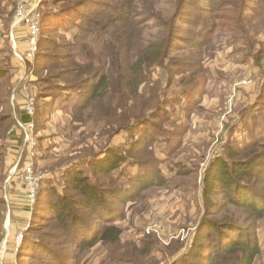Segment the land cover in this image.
I'll use <instances>...</instances> for the list:
<instances>
[{
	"label": "rangeland",
	"instance_id": "rangeland-1",
	"mask_svg": "<svg viewBox=\"0 0 264 264\" xmlns=\"http://www.w3.org/2000/svg\"><path fill=\"white\" fill-rule=\"evenodd\" d=\"M25 2L41 16L61 18L46 19L36 51L39 60L34 62L36 53L27 56L26 28L13 26L17 1L0 0V147L4 150L0 176H5L0 178V264H56L57 257L47 254L48 250L60 255V264H206L194 258L199 252L206 254L197 248V231L204 227L202 232L206 233L207 223L223 218L206 212L207 204L214 203L216 211L223 202L222 187L217 197H204L209 169L219 161L237 163L257 152L264 153V15L254 16L257 0L247 1L241 20L238 17L245 0H217L226 5L222 9L212 5L197 17L193 13L188 17L189 11L180 8L177 0ZM95 4L128 7V13L138 4L132 15L140 38L157 43L167 37L171 44L166 60L149 68L145 75V97L138 105L156 98L153 101L160 111L141 125H125L119 130V117L111 111L114 101L94 102L85 109L75 107L88 84L73 70L72 63H80V57L92 51L101 64L110 52V39L116 42L123 40V34L129 35L124 28L115 35L94 32L86 39L85 35L79 37L81 19L91 16L85 7ZM194 19L200 22L188 28L187 22ZM211 24L216 27L208 35V46L199 51L185 45L197 40L198 31L202 33ZM172 32L173 39H169ZM57 56L65 58L60 67L43 70L44 60ZM128 61L127 57L125 65ZM28 105L33 115L22 122ZM128 148L136 152L128 155ZM109 150L116 151L125 162L111 177L96 182L109 193L122 189L120 196L106 194L104 198V212L116 219L112 224L122 235L115 245L97 243L76 250L50 211L34 212L35 204L32 209L28 207L20 177L30 164L42 175L39 188L44 206L56 197L46 198L50 189L62 194L67 171L89 176L92 169L88 163L103 158L102 153ZM233 151L239 155L231 158ZM133 160L138 163L132 164ZM138 172L147 173L144 177L159 172L166 183L129 193L125 199ZM121 175V181L115 182ZM258 189L264 193L263 188ZM68 192V197L73 196L69 185ZM234 209L229 210L244 221L245 212ZM98 226L91 222L88 231L82 226L80 231L88 238ZM225 233L234 239L233 234ZM252 235L260 247L254 264H264V217L255 223ZM212 237L214 234L205 237L206 249Z\"/></svg>",
	"mask_w": 264,
	"mask_h": 264
},
{
	"label": "trees",
	"instance_id": "trees-1",
	"mask_svg": "<svg viewBox=\"0 0 264 264\" xmlns=\"http://www.w3.org/2000/svg\"><path fill=\"white\" fill-rule=\"evenodd\" d=\"M247 1L249 0H245L241 12L238 10L240 13L238 20L242 19V13L246 8L245 4ZM150 2L154 4V1ZM216 2L217 0H177L180 8L184 11H189L187 12L188 17L192 13L197 14L196 17L198 14L204 15V12L210 10L212 5L216 9H222L226 5L222 2L221 4ZM91 6L85 7L91 12V16L84 21L81 19L78 28L79 37L85 35L84 38L86 39L90 35H94V32L97 34L99 32H111L115 35L116 30L124 28H126L129 35L123 34V40H117L116 42L115 38L110 39L107 45L110 52L103 58L101 64L98 63L92 51H89L84 57H80V63L78 60L72 63L74 64L73 70H76L78 75L86 78L88 84L86 85L83 98H81V103L75 105V107L85 109L86 106L94 102H108L111 104L114 101L111 111L113 112V116L119 117V130L124 129L122 127L125 125V128H132L139 123L141 125L149 121L150 118L155 117L157 111H160V108H157L156 103L153 101L156 98L150 99L147 104L138 105V102L145 97L143 90V85L146 82L145 75L149 68L159 66L162 61L166 60L169 56L171 44L167 42V37L164 41L157 43H154L152 40L143 41L140 38L139 25L135 21L136 17L132 15L134 6L130 8L131 12L129 13L128 7L95 4L92 6L95 8L92 11L90 9ZM103 10H107L108 12L101 14ZM253 13L256 17L264 15V0H257ZM50 17L52 19L55 18V20H60L61 18L40 15L37 48L39 38L41 39L40 33L42 32L43 26L47 25L46 19ZM199 22L197 19L188 21V28H194ZM215 27L216 25L211 24L202 33L198 31L197 40L186 42L185 45L200 51L211 42L208 40V35L214 31ZM169 36V39H173V32L169 33ZM76 39H78L77 35ZM112 44L115 45L113 49ZM116 49L117 52H114ZM123 50L125 52H121ZM35 56L34 62H38L39 53H36ZM127 57L129 61L125 65ZM64 59L59 56L47 58L44 60L45 65L42 68L43 70L59 68L60 61ZM107 62L108 65L106 64ZM104 66H109L110 68L105 69ZM2 75V71L0 70V78ZM128 112L131 113L130 117ZM121 117H124V119L120 120ZM28 119L27 116L20 118L22 122H27ZM2 125L3 120H0V127ZM3 151H1L0 147V159L2 158ZM133 151L134 153L136 152L133 148L126 149L128 155H132ZM102 154H104L103 158L88 163L92 169V173L89 176H82L80 171H67L63 181L64 187L62 194L50 189L46 193V198H52L54 195L56 197L52 201L45 203L44 206L41 204L42 189L40 190L39 188L37 194L34 212L43 209V212L50 211L53 215L51 218L58 222L60 230L65 234L66 238H69V243L76 250H80L82 247L90 248L97 243L115 245L120 241L122 235L121 229L112 224L116 219L111 213L106 214L104 212L106 210L104 206L105 195L108 194L107 197H118L122 194V189L115 188L109 193L101 189L96 181L104 180L108 176L111 177L121 162H125V159L116 151L109 150ZM238 155L239 153L234 151L229 154L231 158ZM230 157L228 160H230ZM236 162H217L213 165L215 166L214 169H209L206 175L207 177L204 179L203 193L205 198L207 196L217 197L220 193L219 188L222 187L223 189L221 192L223 202L222 205L218 206V210L213 211L215 208L214 203L207 204L206 209V212H210V216H216L218 214L223 218L219 222L207 223L209 230L206 233L202 232L204 227H201L197 231V248L200 251L206 250L205 255H201L199 252L194 257L197 261L203 260L206 264H254L260 254V247L257 240L253 237L252 231L255 223L264 217V201H262L264 193L258 189V187L264 189V153L257 152L245 161L240 160ZM131 163L135 164L138 162L133 160ZM145 174L147 173L138 172L134 176L132 182L133 187L128 191L127 196L124 197L125 199H127L129 193L136 194L139 190L146 191L150 187L160 188L166 183V180L159 172H154L144 177ZM122 176L116 179L115 182H120ZM4 177V175L3 177L0 176L3 180ZM68 185L74 193L71 197H68L69 192L66 193ZM228 208L243 210L246 215L244 221H242L241 217L233 215ZM91 222H96L99 226L94 230V233L92 232L88 238H85L87 233L80 231L81 226L83 229L87 228L88 231V226ZM239 227H243V229H239ZM227 231L234 235V239L231 240L227 237V233H225ZM208 234H214L215 236V238L212 237L211 244L207 246L209 254H207L206 246L203 243ZM40 244L41 242H37V245ZM46 253H52L53 257H57L56 259L59 262L57 261L56 264H60L63 261L62 258L58 257L60 255L56 254V251L48 250Z\"/></svg>",
	"mask_w": 264,
	"mask_h": 264
},
{
	"label": "built area",
	"instance_id": "built-area-1",
	"mask_svg": "<svg viewBox=\"0 0 264 264\" xmlns=\"http://www.w3.org/2000/svg\"><path fill=\"white\" fill-rule=\"evenodd\" d=\"M16 11L14 15L13 26H24L26 28L27 36V56L32 57L37 51V40L39 35V25H40V14L35 11V9H29L25 0H16ZM26 115L32 116L33 109L31 105L26 108ZM29 118V117H28ZM33 129L32 123H27ZM29 130L28 132L32 131ZM25 140H29V136L26 135ZM34 145V143H31ZM32 148V147H31ZM34 154L30 153L32 157ZM15 170V168H14ZM21 182L25 187V197L26 203L30 209L33 208L37 194L39 191V185L41 182L42 175L35 173L32 164L26 167L24 174L20 177Z\"/></svg>",
	"mask_w": 264,
	"mask_h": 264
}]
</instances>
